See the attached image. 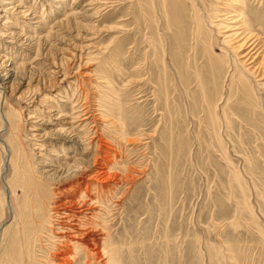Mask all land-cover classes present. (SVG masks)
I'll list each match as a JSON object with an SVG mask.
<instances>
[{
    "label": "rangeland",
    "instance_id": "374dc122",
    "mask_svg": "<svg viewBox=\"0 0 264 264\" xmlns=\"http://www.w3.org/2000/svg\"><path fill=\"white\" fill-rule=\"evenodd\" d=\"M245 5L264 22V0ZM218 7V0H0V55L8 58L0 61V264L49 258L47 243L10 253L8 201L15 194L20 206L27 179L49 189L44 161L83 152L80 144L72 152L59 131L81 102L80 84L112 119L102 132L110 172L118 174L108 183L121 204L109 207L107 221L115 224L106 256L114 253L117 264H264V89L230 66L234 57L210 24ZM8 27L41 38L36 62V47L24 51ZM19 63L25 66L2 92L1 75ZM30 85L46 87L53 106L49 113L39 106L46 137L37 141ZM127 172L129 180L121 178ZM85 253L71 255V264H82Z\"/></svg>",
    "mask_w": 264,
    "mask_h": 264
},
{
    "label": "bare ground",
    "instance_id": "6f19581e",
    "mask_svg": "<svg viewBox=\"0 0 264 264\" xmlns=\"http://www.w3.org/2000/svg\"><path fill=\"white\" fill-rule=\"evenodd\" d=\"M206 1L204 0V2ZM191 2L193 6H196L197 0H191ZM218 2L221 3L222 9L218 7L215 12L217 16L215 15L210 24L213 28L220 29V34L226 43V49L234 57L230 66L234 68L236 65L240 66L247 80L252 78L258 87L264 89V22L257 19L258 15H250L249 11L246 10L245 4L248 0H218ZM208 7L211 8L210 11L213 10L210 5ZM29 11L23 15V24L30 19L28 18ZM37 16L35 13L33 18ZM7 30L11 31H8V34L13 38H16L18 34L20 35L17 39L23 46L25 45L24 51L36 47L34 62L40 58L38 56L40 55L41 38L34 34L35 31L22 34L21 32L16 33L12 27H8ZM0 56V61L2 58H6L3 54ZM0 66L5 65L0 64ZM23 66L25 63L14 64L9 69L10 71L1 75L3 83L6 85H4L2 92H6L8 87L11 88L10 84L7 85L8 81L5 82V80L10 79ZM48 69V72L55 77L60 74V70L53 65ZM69 74L65 75L64 73V79H67ZM81 75L89 78L92 74L84 71ZM79 87L81 92L79 99H77L81 102L79 104L73 103L72 115H67L70 121L65 122V126L59 128V131L60 134L69 138L68 140L73 147L72 152L77 151L78 144L85 148L79 157L65 152L66 154L58 153L57 158L54 157L55 159L48 163L43 162L41 175H44L46 180H50L49 189H44L41 182L34 181V183L32 179H27L22 185L20 206H17L16 196L13 194L11 201H8L14 217L10 226V242L13 244L8 249L10 253L19 250V253L29 254L33 245L34 248L39 245L45 247L44 243H47L49 258L47 257L46 264H61L58 262L60 260L64 261L62 264H71V257L78 259V255L83 252L86 253L82 264H117L114 261V253L108 254L107 252L106 256V253L103 252L105 242L111 240L110 227L115 224V221L112 223L107 221V217L110 218L111 214L109 207L121 204L120 199L119 201L113 200L112 196H115L116 189L115 186L108 183L118 174L110 172V166L114 164V159L112 158L113 155L106 150L110 141L103 136L102 132V124L110 122L112 119L98 111L94 104L95 100L89 93L91 90H87L82 84ZM93 88L95 90V87ZM46 89L44 86L38 88L33 85H30L28 89L30 101L28 104L29 107L33 108V110L30 108L29 118L37 119L31 128V136L35 141L46 137V134L42 135L40 132L43 130L39 126L44 121L39 119L40 113H43L39 106L46 107L47 113L53 109L49 97H47L48 94L45 93ZM22 95L24 94H20L19 97ZM2 100L4 99L0 101V108L4 105ZM38 119L43 122L40 123ZM6 122H8L7 119ZM115 122L113 121L114 124H116ZM86 129L88 130L87 133L85 132ZM124 139L128 144L135 142V138ZM93 146H96L95 155L91 160H87L86 156L93 150ZM38 147L41 150L49 148V151H52L55 145L41 144ZM129 175L127 172L125 175H121V178L126 179L125 177L128 176L129 180ZM84 184L85 189L83 191L82 185ZM23 239L25 240L24 243L22 242ZM37 250L39 249L36 248V252ZM37 253L36 255H38Z\"/></svg>",
    "mask_w": 264,
    "mask_h": 264
}]
</instances>
